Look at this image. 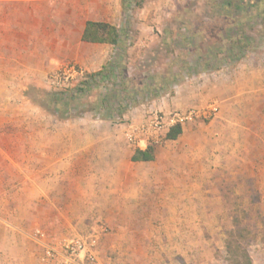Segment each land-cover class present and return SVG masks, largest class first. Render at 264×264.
Instances as JSON below:
<instances>
[{
	"label": "rangeland",
	"instance_id": "rangeland-1",
	"mask_svg": "<svg viewBox=\"0 0 264 264\" xmlns=\"http://www.w3.org/2000/svg\"><path fill=\"white\" fill-rule=\"evenodd\" d=\"M125 4L132 46L120 66L128 85L144 90L148 99L141 91L139 101L122 116L109 118V108L101 107L111 87L106 84L74 103L71 114L65 115L51 95L80 84L63 78L67 66L78 64H55L50 76L41 80L33 114L51 120L52 134L86 130L115 136L126 140L132 155L154 147L156 159L133 162L127 153L119 156L122 144L117 142V166L130 167L124 176L116 174L121 188L97 192L88 208L91 215L52 246L59 249L60 242L96 235V260L81 258L77 264H264V18L253 23L243 19L257 42L242 62L186 77L157 96L147 86L178 73L182 65L177 60L190 56L178 46L181 33L200 29L215 42L229 25L221 17L220 0ZM255 72L261 73L260 79ZM17 87V79L0 78V152L18 146L14 140L21 134L19 112L10 110L3 94ZM7 97L13 106L20 103L15 92ZM211 106L217 111L206 117ZM190 110L200 114L182 126L175 141L166 139L168 129L155 127L174 111ZM131 127L137 130V142L129 138ZM45 230L40 232L47 235ZM49 264L62 263L57 259Z\"/></svg>",
	"mask_w": 264,
	"mask_h": 264
},
{
	"label": "crops",
	"instance_id": "crops-1",
	"mask_svg": "<svg viewBox=\"0 0 264 264\" xmlns=\"http://www.w3.org/2000/svg\"><path fill=\"white\" fill-rule=\"evenodd\" d=\"M125 2L0 0V78L17 79L14 92L21 96L13 106L7 94L14 92H3L10 110L19 112L21 134L14 140L16 150L0 152V264H49L42 261L40 231L49 229L44 243L56 244L91 215L88 208L97 192L121 188L116 174L124 176L130 167L117 166L114 145L122 144L119 156L127 153L133 161L135 155L125 139L86 130L52 134L51 120L36 119L33 112L41 80L55 64H78L86 80L112 60L117 52L113 44L89 41L85 35L90 23L129 34ZM253 76L260 79L261 73Z\"/></svg>",
	"mask_w": 264,
	"mask_h": 264
},
{
	"label": "trees",
	"instance_id": "trees-1",
	"mask_svg": "<svg viewBox=\"0 0 264 264\" xmlns=\"http://www.w3.org/2000/svg\"><path fill=\"white\" fill-rule=\"evenodd\" d=\"M219 5L222 9L220 11L222 19L229 25L227 29H221L220 40L210 42V38L205 36V33H201L200 29L199 32L181 33L178 46L190 56H181L177 60L178 65H182L179 72L162 79L160 83L153 81V84L147 86L148 90L151 89L150 91H154L159 96L163 90L171 88L186 77L237 65L245 59L247 52L257 40L251 32L245 30L246 24H244L243 19L245 22L247 20L248 23H253L264 18V0H220ZM85 39L111 43L117 52L103 70L95 74H88L87 79L80 82L76 88L52 94V99L49 94L48 96L55 104L61 103L65 115H70L75 108L73 107L74 103L80 101L90 91L110 84L111 87L104 95L101 107L109 108V118H114L116 115L120 117L125 110L139 101L141 91L145 93L144 90L136 87L131 88L128 85L124 70L120 66L121 61L127 57L126 53L130 46L128 44L129 34L108 24L90 23ZM189 57L191 59L188 60ZM145 97L148 99L149 95L147 96L145 93ZM182 133L181 125L174 126L167 133L166 139L175 141ZM155 152L154 147H149L147 150H137L133 156V161H153Z\"/></svg>",
	"mask_w": 264,
	"mask_h": 264
},
{
	"label": "built area",
	"instance_id": "built-area-1",
	"mask_svg": "<svg viewBox=\"0 0 264 264\" xmlns=\"http://www.w3.org/2000/svg\"><path fill=\"white\" fill-rule=\"evenodd\" d=\"M85 77L86 73L84 69L78 65H69L66 69L63 70V78L67 83L70 82V80H78L79 82H82L85 80ZM216 111L217 107L211 106L210 111L204 114L206 115V117L207 115L208 117H211L212 114ZM199 114L200 112L198 110H190L186 113L174 111L167 120H157V122H155V127L159 128L160 130H170L174 126H183L186 122L193 121L194 118ZM131 129L132 132L129 131V138L134 142H137L139 138V135L135 133L137 130H134L132 127ZM143 131H146L145 128L144 130H141L142 133ZM38 239L39 241H41V244H43L44 256L42 257V261L44 263H49L50 261L57 259H59L62 264H77V261L81 258H86L90 262H94L96 260L95 249L99 241V238L96 235L90 238L79 237L72 240L60 242L59 249L55 246L44 243V240L46 239L45 233L39 234Z\"/></svg>",
	"mask_w": 264,
	"mask_h": 264
}]
</instances>
